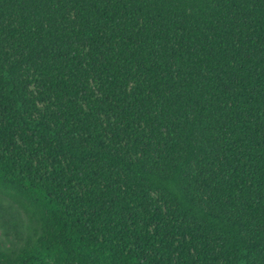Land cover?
Returning a JSON list of instances; mask_svg holds the SVG:
<instances>
[{"label":"trees","instance_id":"1","mask_svg":"<svg viewBox=\"0 0 264 264\" xmlns=\"http://www.w3.org/2000/svg\"><path fill=\"white\" fill-rule=\"evenodd\" d=\"M0 198V264H264V0H0Z\"/></svg>","mask_w":264,"mask_h":264},{"label":"rangeland","instance_id":"2","mask_svg":"<svg viewBox=\"0 0 264 264\" xmlns=\"http://www.w3.org/2000/svg\"><path fill=\"white\" fill-rule=\"evenodd\" d=\"M7 210H8L7 201L6 200H3L2 198H0V213H5ZM5 217L6 218H9V215L5 213ZM0 219H3V217H0ZM9 221H11V218H10ZM25 235H26V232L25 233H22L21 234V237L23 238ZM0 240H4V241L6 240L7 244H9V242L7 241V237H5L4 232H3V229H2L1 226H0Z\"/></svg>","mask_w":264,"mask_h":264}]
</instances>
